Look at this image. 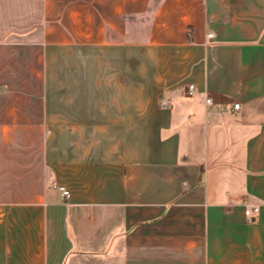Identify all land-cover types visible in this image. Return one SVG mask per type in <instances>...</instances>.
<instances>
[{
    "label": "crops",
    "instance_id": "obj_1",
    "mask_svg": "<svg viewBox=\"0 0 264 264\" xmlns=\"http://www.w3.org/2000/svg\"><path fill=\"white\" fill-rule=\"evenodd\" d=\"M0 264H264V0H0Z\"/></svg>",
    "mask_w": 264,
    "mask_h": 264
},
{
    "label": "built area",
    "instance_id": "obj_2",
    "mask_svg": "<svg viewBox=\"0 0 264 264\" xmlns=\"http://www.w3.org/2000/svg\"><path fill=\"white\" fill-rule=\"evenodd\" d=\"M196 93H197V89H196L195 85L194 84H190L188 86V90H187L188 96L192 97V96L196 95ZM211 101H212L211 98L207 97L206 102L210 104ZM239 108H240V105L239 104H235L234 109L238 110ZM54 188L58 189L62 193L64 199L68 200L71 197L70 191L68 189H66L64 186H61V185H58L57 183H55L54 184ZM258 213H259V208L258 207H248V206H246L245 215L247 217L253 218Z\"/></svg>",
    "mask_w": 264,
    "mask_h": 264
},
{
    "label": "rangeland",
    "instance_id": "obj_3",
    "mask_svg": "<svg viewBox=\"0 0 264 264\" xmlns=\"http://www.w3.org/2000/svg\"><path fill=\"white\" fill-rule=\"evenodd\" d=\"M145 20H146L145 21L146 23H144L145 24L144 30L149 31L151 28V24H152L153 20L151 18H146ZM129 26L132 29V34H133L132 37L133 38H135L138 35V33L140 34L141 27H140V25H137V23L134 19L129 21Z\"/></svg>",
    "mask_w": 264,
    "mask_h": 264
}]
</instances>
